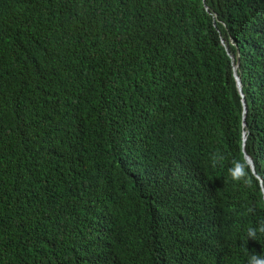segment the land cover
<instances>
[{
  "label": "trees",
  "instance_id": "1",
  "mask_svg": "<svg viewBox=\"0 0 264 264\" xmlns=\"http://www.w3.org/2000/svg\"><path fill=\"white\" fill-rule=\"evenodd\" d=\"M262 188L264 0H0V264H247Z\"/></svg>",
  "mask_w": 264,
  "mask_h": 264
},
{
  "label": "clouds",
  "instance_id": "2",
  "mask_svg": "<svg viewBox=\"0 0 264 264\" xmlns=\"http://www.w3.org/2000/svg\"><path fill=\"white\" fill-rule=\"evenodd\" d=\"M244 152L245 151L243 150V153ZM224 160H225V156L223 154L217 153V154H214L212 157V163L214 166L217 164L222 165ZM249 166H250L249 160L242 156L240 159H233L231 161V167H229L227 171L233 181L243 182L246 185H250L251 180H250V167ZM259 181L261 183L260 177H259ZM260 195L262 198H264V192H261ZM249 211L252 212L254 211V209L250 208ZM258 233L264 234V222H261L258 226H249L247 229L248 239L251 238L253 240H256ZM247 264H264V254H258V253L250 254L247 259Z\"/></svg>",
  "mask_w": 264,
  "mask_h": 264
},
{
  "label": "water",
  "instance_id": "3",
  "mask_svg": "<svg viewBox=\"0 0 264 264\" xmlns=\"http://www.w3.org/2000/svg\"><path fill=\"white\" fill-rule=\"evenodd\" d=\"M226 50L228 51L227 48H226ZM234 77H235V80H236V84H237V87H238L239 93H240V95L242 96V102H243V113H245L246 105H245V101H244V98H243V94H242V92H241L240 80H239V77L236 75V73H234ZM244 157L247 158V159L249 160L250 168H251L252 171L255 173V171H254V167H253V163H252V160L250 159V157H249L245 152H244ZM262 191L264 192L263 189H262Z\"/></svg>",
  "mask_w": 264,
  "mask_h": 264
}]
</instances>
